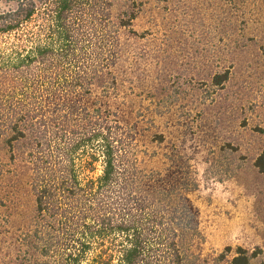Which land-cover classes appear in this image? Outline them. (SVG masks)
Segmentation results:
<instances>
[{
  "label": "rangeland",
  "instance_id": "374dc122",
  "mask_svg": "<svg viewBox=\"0 0 264 264\" xmlns=\"http://www.w3.org/2000/svg\"><path fill=\"white\" fill-rule=\"evenodd\" d=\"M84 2L94 36L97 16L110 36L128 25L111 69L117 87H93L90 109L97 97L136 129L142 167L163 186L187 183L198 220L189 264H230L238 249L264 264V174L255 166L264 154V0ZM27 150L19 144L14 162L0 146V264H33L22 251L35 210Z\"/></svg>",
  "mask_w": 264,
  "mask_h": 264
},
{
  "label": "trees",
  "instance_id": "16d2710c",
  "mask_svg": "<svg viewBox=\"0 0 264 264\" xmlns=\"http://www.w3.org/2000/svg\"><path fill=\"white\" fill-rule=\"evenodd\" d=\"M84 1L0 0V146L15 162L26 145L35 197L22 251L33 264H189L198 220L187 183L163 186L142 167L136 129L97 97L90 109L93 87H117L111 69L128 25L110 36L97 16L94 36ZM219 77L216 86L229 78ZM255 166L264 174V154ZM255 255L238 249L230 264Z\"/></svg>",
  "mask_w": 264,
  "mask_h": 264
}]
</instances>
